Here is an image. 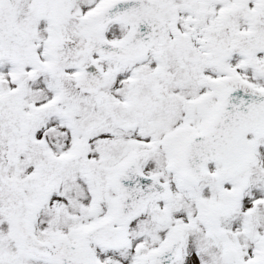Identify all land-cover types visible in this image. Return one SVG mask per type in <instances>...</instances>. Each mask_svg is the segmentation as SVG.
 I'll list each match as a JSON object with an SVG mask.
<instances>
[{
  "label": "snow or ice",
  "instance_id": "snow-or-ice-1",
  "mask_svg": "<svg viewBox=\"0 0 264 264\" xmlns=\"http://www.w3.org/2000/svg\"><path fill=\"white\" fill-rule=\"evenodd\" d=\"M0 264H264V0H0Z\"/></svg>",
  "mask_w": 264,
  "mask_h": 264
}]
</instances>
